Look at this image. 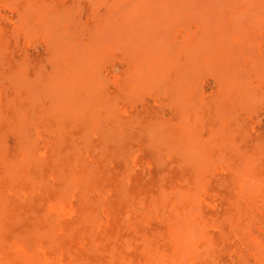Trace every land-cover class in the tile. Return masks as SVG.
<instances>
[{
    "label": "rangeland",
    "instance_id": "1",
    "mask_svg": "<svg viewBox=\"0 0 264 264\" xmlns=\"http://www.w3.org/2000/svg\"><path fill=\"white\" fill-rule=\"evenodd\" d=\"M3 3H6V5ZM23 30L25 31L23 32ZM6 35L8 37L7 39ZM24 37L25 44L23 42ZM32 37L34 39H32ZM17 38L19 40H17ZM0 39L2 42H0V51H2L0 53V68L3 69H0V82H2L0 83V116L2 117L0 120V136L2 135L0 137V142L2 141V143H0V152L4 154V156L0 154V158H4L3 160L0 159V164L7 163L2 166L0 165V178H2L0 179V188L2 187L3 189V185L9 183L8 190L6 188V190L0 189V201H4L0 203V222L3 224L0 223V225L6 229L0 227V244L6 245L15 258H25L27 249H31L36 262L41 263L42 257L38 254L39 249L49 250L52 253L57 252L55 249L56 244L52 243V248L49 244L51 245L50 239L52 233L58 228V222L63 218L61 210L58 209L50 212L41 195L40 198L39 196L37 197L39 200L35 206L32 204L30 205L29 198L21 192L22 190H20V188L18 190L17 186L22 177V181L27 183L30 182L32 188L40 185V187H37L39 190L34 188V190L36 189V191H34L35 193H39L40 189H45L47 191L49 187L52 188L53 186H56L57 189L53 187L56 191L60 190L58 192L62 193V190H64L61 183L65 182L66 184L64 180L67 178L57 180L52 173H48V168L50 171L51 165L58 163V155L53 159L51 157L53 152L56 154L55 149L58 148V144L61 145V141H59L61 137L59 139V136H63L62 131L58 132V134L57 130L52 131L50 129H54L62 120L61 117H58L59 122H55V120H58L56 117L60 116L59 113H57L59 111H55V109H59V106H64L68 112H79L76 115H74L75 113H70L69 116L65 117L68 120L78 118L80 113L81 116L83 113H85L83 116H85L86 113L93 117L95 116L94 119L97 120L96 122L98 124H96L92 117V123L90 122V125L83 126L82 128L77 125L71 130L68 136L70 141L74 143L70 142V147L76 149L78 147L80 148L79 151V148L77 151L73 149L77 155V157H74V161L77 160V162L80 163L82 162L81 160L84 161L86 158L88 163L82 162V164L88 167L89 171H91V173L94 172V174L98 166H102L107 172L110 171V175H112V170L113 172L115 170L114 174L117 175L120 184L119 187L118 183L115 182L117 195L125 203L127 211L131 212L130 214L123 213L121 215V221L124 223L121 222V226L125 228V225H130L132 221L134 224L132 225L131 223L130 228L131 226L132 228L130 229L128 226L129 229L127 227L126 229L129 232H137L138 234L134 232L136 234L135 236L141 238V240L144 239L140 242H144L146 244H144V246L147 248V243H150L149 250L146 249L147 252L151 251L154 243L170 247L177 242L181 249L185 248L184 254L187 255L181 257V264H191L189 259L196 253L197 255L199 254L200 257L197 259L198 264H205L206 262L207 264H264V0H0ZM45 42L48 43L47 49V43L45 45ZM51 43H53V45ZM49 44L51 47H49ZM6 47L9 48L8 51ZM2 48L4 50L6 49V52L1 50ZM12 50L13 52H11ZM3 52L6 54L5 56H2L4 55ZM3 65L5 67L2 68ZM41 66H44L42 67V71ZM11 67L16 69V71ZM6 72L8 77L5 74ZM2 74H4L6 78ZM29 75L32 78H29ZM130 77H132V79ZM71 78L72 82L74 78L77 79V83L76 81H74V84L70 83ZM52 80L53 82H51ZM49 81L52 83V87H54V85L56 86V84L57 86L50 89L49 84L51 83ZM20 82L22 85L19 84ZM35 82L37 85L34 84ZM4 83L8 85L7 88ZM2 84L4 86H2ZM12 84L15 86L18 84V87H21H17L21 92H19L20 95H17L18 91H15L16 87L14 86V88ZM78 84L79 87L75 86ZM138 85L140 86L138 87ZM150 85H152V87ZM24 86L26 90L22 88ZM43 87L46 89L45 93L42 90ZM29 88H31V90H29ZM71 88H73V91ZM132 88H134V92L131 90ZM69 90L75 96L78 95L77 97L80 99L76 98L72 93H69ZM85 90L87 94L84 92ZM91 90L94 91L91 92ZM25 91H28V94ZM126 92L127 94H125ZM138 92H140L139 95H137ZM179 92L181 94H179ZM131 93L135 95L133 96ZM5 94L8 95V98L10 97L9 99L13 97V94L16 95L12 100L13 105L12 101H10L11 103L9 104L6 103L8 99H6ZM29 94H31L33 100L26 96L28 101L26 97L25 99L23 98L22 101L21 95L23 97V95ZM37 94L41 96L39 97ZM17 96L19 97V101ZM79 96L86 97L87 99L82 98V101H85L81 102V97ZM126 96H129L131 101H129V98L127 99ZM221 96L223 98H221ZM63 98H67L68 101H63ZM95 98L97 99L95 100ZM35 99H39L40 101H37L36 105L33 103ZM104 99H108L109 103L101 106L100 104L102 102L107 103ZM110 100H112L113 104H111ZM30 101H32V103H30ZM60 101L64 103L61 105ZM66 101L74 105L72 104L71 106V104L66 103ZM174 101H178V103ZM179 101L181 102L180 104ZM57 103L60 104L57 105ZM83 103L87 105V109L93 107V110H85ZM98 103L100 106H95ZM183 103H189L188 105H190V107L185 108L187 105H183ZM29 104L31 107L27 108ZM47 104H49L50 107ZM76 104L84 109L81 107L77 108ZM16 105L19 106L18 109ZM24 106H26V108H24ZM33 106L35 109H32ZM40 106L43 109L40 108ZM104 106H106V108H104ZM181 106H183V110ZM22 107L26 111L21 109ZM51 107L53 108L52 113ZM69 107L77 109L70 110ZM41 110L44 111L41 112ZM107 110L109 112H107ZM46 111L49 115L46 114ZM124 111H127V114L124 113ZM183 111H188L187 113H189V115L186 114V116V112ZM24 112L27 113L24 115ZM93 112H97L99 118L96 116L97 113H95V115ZM180 112L184 114L181 116ZM53 113H55L56 117ZM38 114L41 116L39 117ZM45 114L48 116H43ZM50 114L54 116L55 119H53ZM109 114L114 116L110 115V118ZM102 115H104V119L100 118L103 117ZM18 116L21 118H18ZM42 116L43 118L41 119ZM130 117H132L131 120L134 124L130 120ZM31 118L34 119L30 121ZM38 119L39 121H43L38 122ZM138 119L140 120L139 122ZM135 120H137V122ZM151 120L153 121L151 122ZM185 120L187 123H184ZM8 121H10L9 123L12 126L9 127ZM35 122L37 124H34ZM13 123L14 125L17 123V125L13 126ZM24 123L27 125L26 127ZM28 123L31 124V127ZM179 123L182 125H179ZM201 123L202 125H200ZM121 124L126 125H124V127ZM132 126L133 129H131ZM11 127H13L12 131H18L19 128L21 129L19 132L14 131V133L8 131ZM38 127H42V129ZM87 127L89 129H86ZM105 127L107 129H113L116 134L113 133L112 130L111 132L110 130H105ZM118 128H121L119 132ZM180 129H183V133H180L182 131ZM2 131H6V134ZM158 131L161 133V136L157 135L160 134ZM82 132H86V136L82 134ZM155 132L158 133L156 134ZM217 132L220 133L217 134ZM17 133H20V137ZM87 133H90V139ZM118 133L122 134L118 135ZM191 133L195 134L191 135ZM179 134H181V136L184 134V139L183 137L180 139L181 136L178 137ZM3 135L6 138L3 137ZM72 135H74V139L71 138ZM102 135L106 136V139L105 137L102 139ZM188 135L191 136L188 137ZM78 136L84 138L82 139L79 137V140ZM118 136H120L121 139H119L120 137L118 138ZM149 136H159V139L155 137V139L153 138L151 140L152 137ZM46 137H49V139L44 140L43 138ZM161 137L162 139H160ZM209 137L211 138L210 141L208 140ZM86 138L87 143L90 142V144H85L84 140H86ZM4 139L7 143L6 148L2 145ZM36 139L38 142H36ZM52 139H54L53 143L50 142ZM104 139L107 142L104 141ZM21 140H23V142L26 141V143H24L25 145ZM110 140H112V143ZM158 140L160 143H157ZM174 140L175 143H173ZM57 141L58 143L55 145ZM193 141L195 142L193 143ZM117 142H121L120 145L117 144ZM152 142L154 143L152 144L153 148H150L148 145H151L149 143ZM29 143L32 144L33 148H36L31 149V144ZM202 143L204 144L202 145ZM206 143L207 146L205 147ZM19 144H21L20 146H22L23 151L26 149L27 152L25 151L26 153H24H29V156L21 154L23 151L21 150L22 148L19 147ZM46 144L50 148L49 150L52 149L50 158H45L43 154H39ZM50 144H52L53 147L50 146ZM102 144L106 145L103 146ZM101 145L102 148H106L102 150ZM208 145H211V148H208ZM94 146H96V148ZM129 147H131V151L134 152H131ZM200 147L206 151V154L204 153L205 155L202 154L203 152L200 151L201 149L198 151ZM73 150H70V153H73ZM32 151H34V153ZM82 152L86 155H83ZM127 152L129 156L125 154ZM200 152L201 154H199ZM157 153H159V157ZM134 154H139L141 157H133ZM188 154H192L193 157L185 160L186 157H191ZM194 154H197V157L194 156ZM184 155L186 156L183 160L182 158ZM32 156L40 160V157H42L44 159H42V166H40V161L38 163V160L34 159L35 165L33 159H31ZM121 156L125 158H121ZM29 157L31 162H29V160L27 161ZM21 158V161L25 163L26 160V163L23 164L20 161V166L19 160ZM11 159L17 160L18 162L16 161V163H18V165L16 163L13 164L15 160L13 161ZM196 159L197 161H194ZM163 160L164 162L162 165L160 161ZM125 161L128 164H126ZM92 162L93 166L90 167ZM179 162H183V164H179ZM186 162L188 163L187 165ZM10 163L13 164L12 167ZM158 163L160 164L159 166L157 165ZM171 163L174 164L170 165ZM70 164V161L66 163V165ZM26 165L29 167L27 168ZM180 166L182 168L181 170ZM20 167H22V170H20ZM192 169L197 172L195 173ZM12 170H15V172L13 173ZM27 172L30 174V178L27 176ZM133 173L136 174L135 178H137L136 181H134V185L130 184L128 181ZM121 177H123V181H121ZM168 178H170V180ZM185 178H187V182ZM17 179L20 181L17 182ZM37 179H39L38 182ZM44 179L46 181H43ZM175 179H177V181H179V179L183 180L182 183H179L182 187L180 185H173L171 187V185L167 183ZM121 183H123V188L121 187ZM220 183L221 186H219ZM189 184L191 187L188 186ZM10 185H12V187ZM211 185L216 187L218 192L209 196V194H207V188ZM68 186H72L71 181L68 182ZM160 188L162 189L160 193L164 191V194L167 192H169V195L171 194L170 197L168 195V199L174 196L177 200L179 199L178 201H180V199H185L183 206L186 212L181 215L178 214L177 220H166L168 217L165 215L168 213L169 209L172 210V208L166 206L168 203L167 200L161 205L158 204V198L160 199V197L163 198V196H167L166 194L159 196L158 191L161 190ZM165 189L168 191L166 192ZM177 189L180 191L178 192ZM70 190L71 188L68 191ZM87 191L88 189H86V192ZM71 192L72 191L67 192V196L63 195L62 199L65 202L72 201ZM68 193H70V195H68ZM150 194H156V196H150ZM139 195H144V197H141L142 199L144 198L143 205H141L142 199L136 201L140 199ZM91 197V199H93L91 201V216L96 222H92V224H95H93V228L90 226L87 229L85 233L87 240L80 245V247L86 251V254H84V256L82 254H80L81 256L76 255V258L75 255H69L71 253V248L69 247L68 249V247H66L64 249L66 255L73 258L72 264H104L105 259L109 260H106V263L108 262L107 264H115L116 262L127 264L125 258H118L113 253V255L119 259L118 261L115 256H111V250L108 249L109 247L106 242L97 241V225L100 219L104 220L105 216L103 211H101V200H97L99 197L97 195H92ZM149 197L151 201L156 197V203L154 205L153 203L155 200L148 203ZM200 197H208V199L204 202H200ZM9 198L10 200H8ZM164 198L166 199V197ZM53 199L55 208V202L58 198ZM40 201L42 203H39ZM132 202L134 206H132ZM221 202L222 205H226L224 208H219ZM155 205L157 206L156 209ZM7 206L9 208H7ZM128 206H130V209ZM163 206L166 207L164 208ZM131 207H133V211L135 210L134 212ZM149 210H151L152 213H150ZM27 211L30 212L27 213ZM163 211L165 212V214L163 213L164 217L163 215L160 216ZM18 212L19 214H17ZM201 212H216L217 217H222V220H224H216L220 228H218V240H210V242L208 240L207 245H209L210 249L208 248L206 252L205 250L207 247H205L204 250L202 249V251H198L197 247L194 245L197 251L192 249L191 241L188 240L182 226L185 224V228L187 227L186 223H188L189 215L201 214ZM38 214H41L43 217L44 225H39L38 221H36ZM43 214H45V216ZM140 214L147 218H143ZM223 214H228V217L225 215L226 217L223 218ZM167 215L169 216V213ZM18 218H20V220ZM147 219L148 221L146 222ZM159 219L162 220V222ZM125 222H127V224ZM167 224L171 225V228L169 227L168 229L167 227L169 225ZM35 225H37V230L33 228ZM134 226H136V228ZM39 228L41 230H39ZM31 229L32 231H39V234L40 231L43 232L42 229H44L46 234L43 232L40 235H38V233L36 235L34 231L31 233ZM170 229L172 230L173 236H176V239H172L173 241L170 239L172 236H169L171 235V233L169 234L168 232ZM24 230L26 233L28 231H30V233L28 232L26 234ZM93 230L94 232L96 231V235L93 233ZM173 231H177L179 234ZM15 232L16 235H14ZM196 232L198 233V231ZM144 233H146L148 237L153 238V240L151 238H149L151 239L149 240L147 236H145L147 240L145 241V238L142 237ZM139 234H141V236ZM201 234H204V230ZM152 235L157 237H153ZM161 235L163 236L161 237ZM232 238L234 239L232 240ZM1 239L6 242H1ZM34 240L36 241L34 242ZM52 240L56 241L53 237ZM7 241H10L9 245ZM96 241L99 242V244H97ZM168 241L175 242L170 243ZM127 242L129 245H132L134 240L132 237H128ZM35 243H39L41 247L38 244H36V246H38L36 247ZM11 244H13V246ZM212 244L214 245L212 246ZM30 245H32L34 249H32ZM10 246L12 247L10 248ZM96 246L101 250H98ZM99 251H101V254H99ZM104 251L107 252L105 253ZM36 256L38 258H36ZM107 256L109 257L106 258ZM233 256L234 258L232 259ZM87 257L88 259H86ZM201 257L203 259H201ZM156 259L157 257L153 260L157 262L158 259ZM211 259L214 260L212 261ZM98 260H100L101 263Z\"/></svg>",
    "mask_w": 264,
    "mask_h": 264
},
{
    "label": "bare ground",
    "instance_id": "2",
    "mask_svg": "<svg viewBox=\"0 0 264 264\" xmlns=\"http://www.w3.org/2000/svg\"><path fill=\"white\" fill-rule=\"evenodd\" d=\"M3 1V0H2ZM33 1V0H32ZM9 2V1H8ZM7 2V3H8ZM18 2V1H17ZM2 4V3H1ZM4 4V3H3ZM4 5H6V3L4 4ZM15 5V4H14ZM29 5V4H28ZM16 6V5H15ZM18 7V6H17ZM32 10V9H31ZM33 13V12H32ZM29 16V15H28ZM19 17V16H18ZM30 24V23H29ZM3 27V26H2ZM1 27V28H2ZM38 27V26H37ZM26 28H28V27H26ZM24 29V28H23ZM34 29H35V27H34ZM25 30H23V32H24ZM27 31H30V30H27ZM47 31V30H46ZM45 31V32H46ZM4 32H5V29H4ZM22 32V33H23ZM42 32V31H41ZM30 33V32H29ZM43 33V32H42ZM2 34V33H1ZM4 34V33H3ZM30 35H31V33H30ZM21 36H22V34H21ZM29 36V35H28ZM25 37H26V35H25ZM25 37H24V44H25ZM4 38V37H3ZM8 37H7V35H6V39H7ZM2 39V38H1ZM0 39V40H1ZM13 39H15V38H13ZM27 39V38H26ZM32 39H34L33 37H32ZM3 40V39H2ZM17 40H19L18 38H17ZM8 41H9V39H8ZM8 41H6V42H8ZM46 41V40H45ZM1 42V41H0ZM35 42H36V40H35ZM38 42V41H37ZM2 43V42H1ZM5 43V42H4ZM19 43V42H18ZM46 43L47 42H45L44 44L46 45ZM6 44V43H5ZM4 44V45H5ZM35 44H37V43H35ZM40 44V43H39ZM52 45H53V43H51ZM8 45V44H7ZM13 45V44H12ZM21 45V44H20ZM41 45V44H40ZM1 46V45H0ZM47 46H48V43H47V45H46V49H47ZM5 47V46H4ZM17 47V46H16ZM49 47H51V45L49 44ZM6 49H7V51H8V49L9 48H7L6 47ZM5 49V50H6ZM51 49V48H50ZM49 49V50H50ZM1 50H4L3 48L1 49ZM4 50V51H5ZM60 50V49H59ZM2 51H0V53H1ZM6 52V51H5ZM11 52H13V50L11 51ZM45 52H46V50H45ZM4 53V52H3ZM23 54V53H22ZM64 54V53H63ZM2 55V54H1ZM6 54L4 53V55H2V56H5ZM21 55V54H20ZM19 55V56H20ZM67 55V54H66ZM69 55V54H68ZM1 56V57H2ZM11 56H13V55H11ZM19 56H17V57H19ZM57 57V56H56ZM2 58H4V57H2ZM23 58V57H22ZM65 58V57H64ZM9 59H11V58H9ZM21 59V58H20ZM7 61V60H6ZM9 61H11V60H9ZM14 61H15V59H14ZM21 61V60H20ZM44 61H45V59H44ZM132 61V60H131ZM130 61V62H131ZM3 62V61H2ZM30 62H31V60H30ZM36 62V61H35ZM28 63V62H27ZM40 63V62H39ZM47 63V62H46ZM128 63V62H127ZM5 64V63H4ZM7 64L9 65V63H8V61H7ZM10 64H12V63H10ZM34 64V63H33ZM42 64V63H41ZM40 64V65H41ZM45 64V63H44ZM50 64V63H49ZM1 65V64H0ZM6 65V64H5ZM8 65H7V67H8ZM17 65V64H16ZM19 65V64H18ZM64 65V64H63ZM135 65V64H134ZM35 66H36V63H35ZM39 66V65H38ZM46 66V65H45ZM51 66V65H50ZM3 67H5L4 65L2 66V68ZM19 67V66H18ZM42 67H44V66H41V71H42ZM125 67V66H124ZM12 68V67H11ZM15 68V67H14ZM26 68V67H25ZM33 68H35V67H33ZM47 68V67H46ZM128 68H129V66H128ZM135 68V67H134ZM1 69V68H0ZM13 69V68H12ZM36 69V68H35ZM136 69V68H135ZM1 70H3V69H1ZM14 71H16V69H13ZM12 70V71H13ZM17 70H18V68H17ZM29 70V69H28ZM27 70V71H28ZM4 71H5V69H4ZM34 71V70H33ZM48 71V70H47ZM64 71V70H63ZM125 71V70H124ZM57 72V71H56ZM84 72V71H83ZM11 73V72H10ZM9 73V74H10ZM13 73V72H12ZM42 73H44V72H42ZM153 73V72H152ZM168 73V72H167ZM6 74V76H7V72L5 73ZM8 74V75H9ZM49 74H51V73H49ZM81 74V73H80ZM129 74V73H128ZM156 74V73H155ZM0 75H1V73H0ZM3 76H4V74H2ZM27 75H28V72H27ZM35 75V74H34ZM46 75V74H45ZM63 75V74H62ZM66 75V74H65ZM159 75V74H158ZM165 75H166V73H165ZM50 76V75H49ZM72 76V75H71ZM78 76H81V75H78ZM127 76V75H126ZM126 76H124V77H126ZM131 76V75H130ZM150 76V75H149ZM148 76V77H149ZM5 77V76H4ZM8 77V76H7ZM10 77V76H9ZM17 77V76H16ZM34 77V76H33ZM75 77V76H74ZM6 78V77H5ZM18 78V77H17ZM29 78H32L30 75H29ZM45 78V77H44ZM48 78V77H47ZM46 78V79H47ZM58 78V77H57ZM131 79H132V77H130ZM1 79V78H0ZM4 79V78H3ZM2 79V80H3ZM8 79V78H7ZM53 79V78H52ZM60 79H62V78H60ZM69 79V78H68ZM80 79V78H79ZM5 80V79H4ZM9 80V79H8ZM11 80V79H10ZM14 80V79H13ZM30 80V79H29ZM54 80V79H53ZM53 80L51 81V82H53ZM71 80V82L70 83H73L74 84V81H76L77 79H75L74 78V81L72 82V78L70 79ZM25 81V80H24ZM44 81V80H43ZM10 82V81H9ZM23 82V81H22ZM45 82H46V80H45ZM50 82V81H49ZM48 82V83H49ZM50 82V83H51ZM126 82V81H125ZM133 82H135V81H133ZM0 83H2V82H0ZM24 83V82H23ZM76 83H77V81H76ZM83 83H84V81H83ZM19 84H21L22 85V83L20 82ZM34 84H36L37 85V83L35 82ZM56 84V83H55ZM132 84H134V83H132ZM150 84V83H149ZM4 85H6V88H7V84H5L4 83ZM3 84H2V86H4ZM25 85V84H24ZM50 85V89L51 88H54V87H56L57 86V84H56V86L54 85V87H52V83L51 84H49ZM66 85H68V84H66ZM129 85H130V83H129ZM148 85V84H147ZM12 86L14 87L15 85H13L12 84ZM73 86V85H72ZM75 86H78L79 87V84L78 85H75ZM118 86V85H117ZM136 86V85H135ZM140 85H138V87H139ZM146 86V85H145ZM151 87H152V85H150ZM149 86V87H150ZM16 87V90L15 91H18V93H17V95L19 94L20 95V90H18L17 89V87H18V84H17V86H15ZM14 87V88H15ZM20 87V86H19ZM18 87V88H19ZM66 87V86H65ZM68 87H70L69 85H68ZM88 87V86H87ZM120 87V86H119ZM143 87V86H142ZM142 87H140V88H142ZM174 87H176V86H174ZM181 87V86H180ZM21 88V87H20ZM22 88H24V90H26L25 89V86L24 87H22ZM74 88V87H73ZM73 88H71L72 89V91H73ZM95 88H97V87H95ZM10 89V88H9ZM28 89V88H27ZM42 89V88H41ZM41 89H40V91H41ZM56 89V88H55ZM81 89H83V88H81ZM81 89H80V91H81ZM128 89V88H127ZM133 89L134 88H132L131 90L133 91ZM136 89V88H135ZM29 90H31V88H29ZM34 90V89H33ZM43 91H44V93H45V88L43 87V89H42ZM87 90V89H86ZM86 90L84 91V92H86ZM89 90V89H88ZM131 90H129V91H131ZM140 90V89H139ZM143 90V89H142ZM148 90H149V88H148ZM147 90V91H148ZM168 90V89H167ZM170 90V89H169ZM172 90V89H171ZM174 90V89H173ZM176 90H177V88H176ZM39 91V92H40ZM48 91V90H47ZM51 91V90H50ZM54 91V90H53ZM79 91V92H80ZM94 90H91V92H93ZM101 91V90H100ZM150 91V90H149ZM152 91V90H151ZM5 92H6V89H5ZM14 92V91H13ZM20 92V93H19ZM26 92V91H25ZM28 92V91H27ZM26 92V93H27ZM90 92V91H89ZM102 92V91H101ZM123 92V91H122ZM134 92V91H133ZM135 92H136V90H135ZM172 92V91H171ZM15 93V92H14ZM36 93V92H35ZM40 93H42V92H40ZM43 93V94H44ZM55 93H57V92H55ZM69 93H72V92H70V90H69ZM139 93L140 92H138L137 93V95H139ZM150 93V92H149ZM187 93V92H186ZM225 93V92H224ZM224 93H222V94H224ZM8 94V93H7ZM23 94V93H22ZM28 94V93H27ZM73 94V93H72ZM76 94V93H75ZM81 94V93H80ZM86 94H87V92H86ZM86 94H84V95H86ZM94 94V93H93ZM99 94V93H98ZM97 94V95H98ZM124 94V93H123ZM125 94H127V92L125 93ZM124 94V95H125ZM133 93H131V95H132ZM179 94H181L180 92H179ZM6 95V94H5ZM30 95V96H29ZM29 95H23V97H22V95H21V98H22V101H23V98L25 99V97L26 96H28V98L29 99H32L33 100V98H31V94H29ZM37 95H39V94H37ZM74 95V94H73ZM95 95V94H94ZM135 94H133V96H134ZM226 95V94H225ZM12 96V95H11ZM14 96H16L15 94H13V97L11 98V99H9L8 98V95H6V99H8V101H6V103H11L10 101H12L15 97ZM41 95H39V97H40ZM45 96H48V95H45ZM71 96V95H70ZM75 96V95H74ZM78 96V95H77ZM77 96H75L76 98H78ZM88 96V95H87ZM96 96V95H95ZM108 96V95H107ZM110 96V95H109ZM144 96V95H143ZM184 96H185V94H184ZM223 96V95H222ZM221 96V98H223ZM44 97V96H43ZM58 97V96H57ZM68 97V96H67ZM73 97V96H72ZM79 97H81V96H79ZM113 97V96H112ZM112 97H110V98H112ZM131 97V96H130ZM140 97V96H139ZM181 97V96H180ZM19 97L17 96V99H18ZM27 97H26V100L28 99ZM36 98H37V96H36ZM69 98H71V97H69ZM68 98V99H69ZM82 98H86V97H81V102H83V101H85V100H83L82 101ZM107 98V97H106ZM126 98L128 99L129 98V96L127 97L126 96ZM182 98V97H181ZM184 98V97H183ZM39 99H42V98H39ZM39 99L37 100V99H35V102L33 101V103H34V105H36V102L37 101H39ZM78 99H80V98H78ZM87 99V98H86ZM92 99H93V97H92ZM97 98H95V100H96ZM116 99V98H115ZM51 100V99H50ZM62 100V99H61ZM65 100H67V98L66 99H64L63 98V101H65ZM103 100V99H102ZM104 100H106L107 101V103H105V102H102L100 105L102 106L103 104H105V105H107L108 103H109V101H108V99H104ZM181 100V99H180ZM214 100V99H213ZM218 100V99H217ZM18 101H19V99H18ZM28 101V100H27ZM45 101H46V99H45ZM55 101V100H54ZM68 101V100H67ZM66 101V103H68ZM72 101V100H71ZM99 101V100H98ZM111 101V104H113L112 103V100H110ZM118 101V100H117ZM123 101V100H122ZM129 101H131L130 100V98H129ZM182 101V100H181ZM215 101V100H214ZM40 102V101H39ZM38 102V103H39ZM51 102V101H50ZM49 102V103H50ZM80 102V101H79ZM80 102V103H81ZM90 102V101H89ZM94 102V101H93ZM113 102H114V100H113ZM174 102H177L178 103V101H174ZM205 102V101H204ZM14 103H15V101H14ZM18 103V102H17ZM22 103V102H21ZM30 103H32V101H30ZM52 103H54V102H52ZM60 103H61V105H62V103H64V102H61L60 101ZM60 103H57V105L58 104H60ZM70 103V102H69ZM68 103V104H69ZM74 103H76V102H74ZM85 103V102H84ZM83 103V107L85 108V110L87 109L86 108V104H84ZM86 103H87V101H86ZM100 103V102H99ZM99 103L97 104V105H95V106H100L99 105ZM132 103V102H131ZM160 103V102H159ZM181 102L179 101V104H180ZM191 103V102H190ZM71 104V106H72V104L73 103H70ZM93 104V103H92ZM189 104V103H188ZM188 104H186V103H183V105H187L185 108H188V107H190V105H188ZM12 105H13V101H12ZM19 105V104H18ZM42 105V104H41ZM48 106H49V104H47ZM52 105H54V104H52ZM64 105V104H63ZM74 105V104H73ZM78 105H79V103H78ZM77 104H76V106H77V108L78 107H81V106H78ZM88 105H90V104H88ZM116 105V104H115ZM114 105V106H115ZM174 105V104H173ZM17 106V105H16ZM44 106V105H43ZM47 106V107H48ZM56 106V105H55ZM75 106V107H76ZM94 106V105H93ZM94 106V107H95ZM119 106H121V105H119ZM180 106V105H179ZM208 106V105H207ZM14 107V106H13ZM21 107V106H20ZM31 106H30V104L27 106V108H30ZM50 107V106H49ZM58 107V106H57ZM56 107V108H57ZM83 107H81V108H83ZM183 106H181V108H182ZM19 108V106H17V109ZM24 108H26V106H24ZM40 108H42L41 106H40ZM39 108V109H40ZM46 108V107H45ZM76 108V109H77ZM80 108V109H81ZM83 108V109H84ZM93 108V107H92ZM92 108H90L91 110H93ZM103 108V107H102ZM104 108H106V106H104ZM180 108V107H179ZM208 108V107H207ZM14 109H16V108H14ZM21 109H23V107L21 108ZM32 109H35L34 108V106H33V108ZM43 109V108H42ZM52 107H51V113H52ZM69 109L71 110V109H74V110H76L75 108H70L69 107ZM83 109H81V110H83ZM90 109H87L88 111L90 110ZM94 109H97V108H94ZM115 109H116V107H115ZM124 109H126V108H124ZM24 110V109H23ZM46 110V109H45ZM50 110V109H49ZM49 110H47V111H49ZM59 111V112H57V113H59V115L60 116H57L56 117V115H55V113H53V115H55V117L58 119L57 121L55 120V122H59V118L61 117L62 118V120L59 122V125H57V126H55V128L54 129H50L49 127H47V128H49L50 130H52V131H56L57 130V133L58 132H60V131H62V134H63V136H59V139H60V137H61V140H59V141H61V145H59L58 144V148H56L55 149V147H54V149L56 150V154L53 152V155H52V159L54 158V157H56L57 155H58V163H54V164H52L51 165V167H50V171H49V168H48V173H52L53 174V176H54V178H56L57 180H59V179H61V180H63V179H65V178H67V179H65L64 181H66V184H65V182H63V183H61V185L64 187V190H62V193L61 192H58V191H60V190H58V191H56V186L54 187V188H56V189H54L53 187V189L52 188H50L49 187V189H47V191L44 189H40V191H39V193H35L34 191H36V189H38L37 187H40V185L39 186H34V188H36L35 190H34V188H32V186H31V183H30V185H29V183H27V182H23L22 181V174H21V176H19V177H21V181L19 180V179H17L18 181L17 182H19L18 183V190H19V188H20V190H22L21 192H23L29 199V204L31 205H33V206H35L36 205V203H38V200H39V198H40V195L42 196V198L44 199V202L46 203V206H47V208L49 209V211L50 212H52V211H56V210H58V209H60L61 210V212H62V216H63V218H62V220H60L59 222H58V228L56 229V230H54V232L52 233V235H51V245L49 244V246H51V248H52V243H55L56 245H55V249L57 250V252H51V251H49V250H41V249H39V251H38V254L42 257V262L41 263H37L36 262V260H35V257H34V255H32L33 254V251L31 250V249H27V251H26V254L28 255H26V257L25 258H22L21 257V259H19V258H15L13 255H12V253L10 252V249L6 246V245H2V244H0V264H72V259L73 258H71L69 255H80V254H82L83 256H84V254H86V251L85 250H83L81 247H80V245L82 244V243H84V241L86 242V240H87V238H86V236H85V233H86V231H87V229L90 227V226H92V228L94 227V223L96 222V220L95 219H93L92 218V216H91V212H92V205H91V201L93 200V199H91L92 197V195H97L99 198H97V200L98 199H100L101 200V211H103V213H104V216H105V218H104V220H102V219H100V222L98 223V225H97V235L95 234L96 233V231L94 232V230H93V233L96 235V237H97V241H99V242H106V244L108 245V249H110L111 251H110V253H111V256L113 257V256H117L118 258H125V260H126V262H127V264H181V257L182 256H187L186 254H184V250H185V248L183 249H181V247L180 246H178V244H177V242H176V244L174 243V242H171V241H168V242H170V243H174L173 244V246H170V247H166L165 245H160V244H155L154 243V246H152V249H151V251L150 252H147V250L146 249H148L149 250V244L147 243V245H148V248L146 247V246H144V242H140V241H143V240H141V238H138V237H136L135 235V233H137V232H135V231H132V232H129L127 229H126V227L128 228V226H129V228H130V225H131V223H132V221H131V223H130V225H128V226H126L125 225V228H123L122 226H121V222L123 223V221H121V215L123 214V213H126V214H130L131 212H128L127 211V209H126V205H125V203L123 202V200H121L120 199V197L117 195L118 193L116 192V188H115V182H117L118 183V186L120 187V184H119V181H118V179H117V175H115L114 174V172H115V170H114V172H113V170H112V172H111V174L112 175H110L109 174V172H107L106 170H104L103 168H102V166H98L96 169H95V174H94V172L93 173H91V171H89V168L88 167H86L84 164H82V162H87L86 161V158H85V160L83 161V160H81L82 162H77V160H75L74 161V157H77V155H76V153L74 152L75 150H73V149H76V148H72V147H70V139L68 138V136H69V134H70V132H71V130H73V128H75V126H81V128L84 126H87V125H90L89 123L91 122L92 123V115H89L88 113H86V115L85 116H83L85 113H83L82 114V116H81V113L78 115L79 117L78 118H76V119H74V120H68L67 118H65V117H67V116H69L70 115V113H75L74 115H76V114H78L79 112L78 111H81V110H78L77 112L78 113H76V112H71V111H67L66 109H65V107L64 106H59V109H55V111ZM110 110V109H109ZM182 110H183V108H182ZM190 110V109H189ZM16 111V110H15ZM21 111V110H20ZM24 111H26V110H24ZM34 111V110H33ZM44 111V110H43ZM42 110H41V112H43ZM47 111H46V114H48L47 113ZM98 111H99V113H100V110H99V108H98ZM106 111V110H105ZM113 111V110H112ZM181 111V110H180ZM218 111V110H217ZM32 112V111H31ZM31 112H30V114H31ZM83 112V111H82ZM91 112V111H90ZM107 112H109L108 110H107ZM111 112V111H110ZM116 112V111H115ZM182 112V111H181ZM181 112H180V114H181ZM183 112H186L185 113V115L187 114V115H189V113H187L188 111H183ZM220 112V111H219ZM7 113V112H6ZM17 113V112H16ZM27 112H24V115L26 114ZM94 113V112H93ZM95 113H97V112H95ZM94 113V114H95ZM124 113H126L127 114V111L125 112L124 111ZM218 113V112H217ZM5 114V113H4ZM4 114H3V117H4ZM19 114H21V113H19ZM34 114V113H33ZM43 115V116H48V115ZM106 114V113H105ZM104 114V115H105ZM164 114V113H163ZM182 114H184V113H182ZM182 114H181V116H182ZM220 114V113H219ZM1 115H2V111H1ZM7 115H9V114H7ZM29 115V114H28ZM39 115V117L42 115V113H41V115L40 114H38ZM51 115V114H50ZM58 115V114H57ZM96 115V114H95ZM104 115H102L103 117H100L101 119H104ZM110 115H112V114H109V117H110ZM186 115V116H187ZM16 116H17V114H16ZM33 116V115H32ZM31 116V117H32ZM43 116L41 117V119L43 118ZM52 116V115H51ZM97 117H98V113H97V115H96ZM99 116H100V114H99ZM112 116H114V115H112ZM219 116V115H218ZM5 117H6V114H5ZM8 117V116H7ZM38 117V118H39ZM53 117V119H55V117L54 116H52ZM59 117V118H58ZM72 117H73V115H72ZM83 117V118H82ZM95 117V116H94ZM94 117H93V119H94ZM109 117H108V119H109ZM121 117V116H120ZM223 117V116H222ZM1 116H0V120H1ZM18 118H21V117H19L18 116ZM99 118V117H98ZM111 118V117H110ZM125 118V117H124ZM131 118L132 117H130V120H131ZM188 118H189V116H188ZM202 118V117H201ZM218 118H220V117H218ZM225 118V117H224ZM233 118V117H232ZM13 119V118H12ZM29 119V118H28ZM32 119H34V118H31L30 119V121H32ZM40 119V118H39ZM39 119H38V122H40V121H43V120H40L39 121ZM186 119V118H185ZM197 119V118H196ZM231 119V118H230ZM234 119V118H233ZM20 120H22V119H20ZM95 120V119H94ZM105 120H106V118H105ZM104 120V121H105ZM111 120V119H110ZM115 120H117V119H115ZM195 120V119H194ZM221 120V119H220ZM16 121V120H15ZM14 121V122H15ZM23 121H25V120H23ZM29 121V120H28ZM35 121H37V120H35ZM97 120H95V122H96ZM119 121V120H118ZM132 121V120H131ZM136 122H137V120H135ZM140 120L138 119V122H139ZM153 120H151V122H152ZM162 121V120H161ZM165 121V120H164ZM179 121H181L180 119H179ZM183 121H184V119H183ZM10 121H8V123H9ZM19 122H21V121H19ZM112 122V121H111ZM114 122V121H113ZM120 122H121V120H120ZM182 122V121H181ZM195 122V121H194ZM27 123V122H26ZM56 123V124H57ZM100 123V122H99ZM118 123V122H117ZM132 123H133V121H132ZM174 123V122H173ZM175 123H178V122H175ZM184 123H187V121L185 120V122ZM191 123V122H190ZM29 124V123H28ZM34 124H37L36 122L34 123ZM34 124H32V125H34ZM96 124H98L97 122H96ZM96 124H92V125H96ZM109 124V123H108ZM134 124V123H133ZM132 124V125H133ZM140 124V123H139ZM181 123H179V125H180ZM182 124H183V122H182ZM181 124V125H182ZM9 125V127L10 126H12V125H10V123L8 124ZM15 125H17V123L15 124ZM14 125V123H13V126H15ZM31 124H29V126H30ZM121 125H126V124H121ZM191 125H192V123H191ZM200 125H202V123L200 124ZM20 126V125H19ZM18 126V127H19ZM24 126L26 127L27 125H25V123H24ZM110 126V125H109ZM117 126V125H116ZM154 126V125H153ZM241 126V125H240ZM8 127V126H7ZM17 127V128H18ZM24 127V128H25ZM31 127V126H30ZM89 127V126H88ZM86 128V129H89V128ZM93 127H95V126H93ZM111 127V126H110ZM125 127V126H124ZM130 127V126H129ZM239 127V126H238ZM12 128L13 127H11V129L10 130H8L7 128H5V129H7L8 131H12ZM27 128H29V127H27ZM26 128V129H27ZM39 128V127H38ZM97 128H98V126H97ZM97 128H94V129H97ZM122 128V127H121ZM121 128L118 130V132L121 130ZM136 128V127H135ZM134 128V129H135ZM138 128V127H137ZM180 128V127H179ZM220 128V127H219ZM4 129V130H5ZM14 129H16V128H14ZM21 128H19L18 129V131L17 130H13L12 132H19V130H20ZM39 129H42V127L41 128H39ZM48 129V130H49ZM131 129H133V126L131 127ZM140 129V128H139ZM199 129H201V128H199ZM221 129H222V127H221ZM6 130V131H7ZM30 130V129H29ZM28 130V131H29ZM36 130H38V129H36ZM44 130H45V127H44ZM47 130V129H46ZM101 130V129H100ZM105 130H110V132H111V130H112V132L113 133H115L114 131H113V129H107L106 127H105ZM115 130V129H114ZM161 130H162V128H161ZM161 130H159V131H161ZM180 130H182L180 133H183V129H180ZM179 130V131H180ZM203 130V129H202ZM201 130V131H202ZM5 131V132H6ZM22 131V130H21ZM84 131H86V130H84ZM131 131V130H130ZM158 131V132H159ZM163 131V130H162ZM161 131V132H162ZM211 131V130H210ZM214 131V130H213ZM212 131V132H213ZM222 131V130H221ZM220 131V132H221ZM2 132H4V131H2ZM1 132V133H2ZM4 132V133H5ZM11 132V133H12ZM14 132V133H15ZM24 132H25V130H24ZM92 132V131H91ZM107 132V131H106ZM117 132V131H116ZM124 132V131H123ZM139 132V131H138ZM149 132H151V131H149ZM157 132V133H158ZM189 132V131H188ZM190 132H191V130H190ZM189 132V133H190ZM200 132V131H199ZM216 132V131H215ZM219 132V133H220ZM51 133V132H50ZM156 133V132H155ZM156 133V134H157ZM160 133V132H159ZM185 133H187V132H185ZM211 133V132H210ZM218 132H217V134H219ZM3 134V133H2ZM6 134V133H5ZM20 134V133H19ZM18 133H17V135L20 137V135H19ZM49 134V133H48ZM59 134V133H58ZM58 134H57V136H58ZM82 134H86V132L84 133V132H82ZM87 134H89V135H87L88 136V138L89 137H91L90 136V133H87ZM96 134V133H95ZM108 134V133H107ZM116 134V133H115ZM122 133H118V135H121ZM125 134V133H124ZM155 134V135H156ZM192 134H195V133H191V135ZM214 134V133H213ZM229 134V133H228ZM23 136H26V135H24V134H22ZM154 135V134H153ZM157 135H160L161 136V133L160 134H157ZM163 135V134H162ZM168 135H169V133H168ZM184 134H182V136H181V134H179L178 135V137H180L181 136V138L180 139H182V137H183V139H184V136H183ZM191 135H188V137L189 136H191ZM229 135H231V134H229ZM247 135V134H246ZM2 136V135H1ZM0 136V137H1ZM83 136V135H82ZM86 136V135H85ZM93 136H95V135H93ZM103 137H101L102 139L105 137V139H106V136H104V135H102ZM109 136H111V135H109ZM3 137H5L4 135H3ZM27 137V136H26ZM77 137V136H76ZM79 137L80 136H78V139H79ZM108 137V136H107ZM115 137V136H114ZM120 136H118V138H119ZM149 137H152V136H149ZM155 137H157V139H159L158 137L159 136H155ZM155 137H152L151 138V140L154 138L155 139ZM163 137V136H162ZM162 137L160 138V139H162ZM170 137V136H169ZM195 137H197V136H195ZM201 137V136H200ZM211 137V136H210ZM209 137V141H210V139L213 137V135H212V137L210 138ZM6 138V137H5ZM23 138H25V137H23ZM40 138V137H39ZM71 138H75L74 137V135H72V137ZM80 138H84V137H80ZM187 138V137H186ZM216 138V137H215ZM2 139V138H1ZM25 139H27V138H25ZM34 139H35V137H34ZM38 139V138H37ZM36 139V142H38V140ZM41 139V138H40ZM44 140L45 139H49V137H46V138H43ZM90 139V138H89ZM104 139V141H106ZM108 139V138H107ZM114 139H117V138H114ZM119 139H121V137L119 138ZM173 139H176V138H173ZM80 140V139H79ZM132 140H134V139H132ZM22 142H23V140H21ZM53 141H54V139H52L50 142H52L53 143ZM85 141V144L87 145V144H90V142L89 143H87V138H86V140H84ZM90 141V140H89ZM112 140H110V142H111ZM134 141H137V140H134ZM232 141V140H231ZM241 141V140H240ZM107 142V141H106ZM195 141H193V143H194ZM200 142V141H199ZM0 143H2V141L0 142ZM24 143H26V141L25 142H23V144ZM28 143V142H27ZM57 143H58V141L56 142V144L55 145H57ZM71 143H73V142H71ZM105 143V142H104ZM112 143V142H111ZM113 143H114V140H113ZM121 143V142H120ZM120 143L119 142H117V144H119L120 145ZM157 143H160V141L158 140L157 141ZM173 143H175V140H174V142ZM233 143V142H232ZM236 143V142H235ZM240 143V142H239ZM5 144V145H4ZM6 141H5V139H4V143L2 144L5 148H6ZM29 144H31V143H29ZM74 144V143H73ZM85 144H84V146H85ZM107 144V143H106ZM105 144V145H106ZM149 144H151V145H148V146H150V148H153L152 147V144H154L153 142L152 143H149ZM204 143H202V145H203ZM209 144V143H208ZM212 144V143H211ZM256 144V143H255ZM21 144H19V147H21L22 148V146H20ZM25 145V144H24ZM54 145V146H55ZM76 145V144H75ZM74 145V146H75ZM103 145V144H102ZM102 145H101V148H102ZM105 145H103V146H105ZM198 145V144H197ZM31 147V149L33 148V146H32V144L30 145ZM50 146H52L53 147V145L52 144H50ZM63 146H64V148H63ZM154 146V145H153ZM200 146V145H199ZM207 146V143H206V145H205V147ZM209 146V145H208ZM235 146V145H234ZM233 146V147H234ZM257 146V145H256ZM38 147V146H37ZM61 147V148H60ZM88 147V146H87ZM95 148H96V146H94ZM138 147V146H137ZM205 147L203 146V148L205 149ZM220 147V146H219ZM2 148V147H1ZM4 148V149H5ZM21 148H19V149H21ZM36 148V147H35ZM35 148H33V149H35ZM39 148V147H38ZM79 148V147H78ZM77 148V149H78ZM85 148V147H84ZM89 148V147H88ZM94 148V149H95ZM104 148H106V147H104ZM104 148H102V150L104 149ZM194 148V147H193ZM208 148H211V145L208 147ZM50 148L48 147V145L46 144V145H44V147H43V149H42V151H41V153H39V154H43L44 155V157L45 158H50V155H51V151H52V149L51 150H49ZM77 149H76V151H77ZM141 149V148H140ZM154 149H155V147H154ZM201 149V150H200ZM204 149H202L201 147L200 148H198V151L200 150L201 152H203L202 154H206V151H204ZM18 150V149H17ZM22 151H23V148L21 149ZM21 150H18V151H21ZM25 151H26V149H24ZM30 150V149H29ZM68 150H69V152H68ZM70 150H73V153H70ZM80 150V148L78 149V151ZM87 150V149H86ZM129 150L131 151V147H129ZM133 150H134V148H133ZM196 150V149H195ZM203 150V151H202ZM207 150V149H206ZM210 150V149H209ZM25 151H23V153H21V154H23V155H28L29 156V153L28 154H25L26 152ZM97 151V150H96ZM96 151H94V152H96ZM158 151V150H157ZM221 151V150H220ZM25 152V153H24ZM33 153H34V151H32ZM102 152V151H101ZM113 152V151H112ZM131 152H134V151H131ZM131 152H129V153H131ZM140 152V151H139ZM201 152L199 153V154H201ZM210 152H212V151H210ZM209 152V153H210ZM223 152H225V151H223ZM5 153V152H4ZM14 153V152H13ZM16 153V152H15ZM83 153V152H82ZM137 153V152H136ZM160 153V152H159ZM159 153H157V155L159 154ZM187 153V152H186ZM189 153V152H188ZM0 154H2L1 152H0ZM36 154V153H35ZM125 154H128V152L127 153H125ZM168 154V153H167ZM170 154V153H169ZM190 154V153H189ZM188 154V155H189ZM204 154V155H205ZM221 154V153H220ZM22 155V156H23ZM83 155H86V154H84L83 153ZM91 155V154H90ZM100 155H101V153H100ZM99 155V156H100ZM259 155V154H258ZM1 156V155H0ZM2 156H4V154H2ZM21 156V157H22ZM41 156V155H40ZM93 156V155H92ZM128 156H129V154H128ZM185 156L186 155H184L183 156V160H184V158H185ZM189 156H191V157H186L185 158V160H187V158L189 159V158H192L193 156H192V154L191 155H189ZM194 156H196L197 157V154L195 155L194 154ZM17 157H18V155H17ZM31 157V156H30ZM30 157H29V159H27V161L29 160V162H31V160H30ZM84 157H86V156H84ZM91 157V156H90ZM102 157V156H101ZM125 158L124 156H121V158ZM133 157H136V158H139V157H141L139 154H134V156ZM158 157H159V155H158ZM163 157V156H162ZM200 157H202V156H200ZM259 157V156H258ZM6 158V157H5ZM41 158V160L39 159V158H35L34 156H32V158L31 159H33V162L35 163V160H38V163H39V161L41 162V165L40 166H42V157H40ZM92 158V157H91ZM203 158V157H202ZM216 158V157H215ZM0 159H2V157L0 158ZM4 159V158H3ZM2 159V160H3ZM17 159V158H16ZM35 159V160H34ZM90 159V158H89ZM128 159V158H127ZM126 159V160H127ZM135 159V158H134ZM195 159V158H194ZM199 159V158H198ZM204 159V158H203ZM11 160H13V159H11ZM15 160V159H14ZM13 160V161H14ZM22 160V158L19 160V163H20V161ZM44 160V159H43ZM157 160H159V159H157ZM162 160V159H161ZM190 160H192V159H190ZM16 161L17 160H15L14 162H13V164L14 163H16ZM55 161V160H54ZM68 161H70V165H66V163L68 162ZM102 161V160H101ZM107 161H108V159H107ZM133 161V160H132ZM194 161H197V159L196 160H194ZM2 162V161H1ZM18 162V161H17ZM28 162V163H29ZM51 162V161H50ZM126 162V161H125ZM157 162H159V161H157ZM161 162H162V165H163V162H164V160L163 161H160V164H161ZM200 162H201V160H200ZM12 163V162H11ZM10 163V164H11ZM21 163H23V164H25L26 163V160H25V163L24 162H22L21 161ZM21 163H20V166H21ZM88 163V162H87ZM105 163V162H104ZM103 163V164H104ZM182 164H183V162H181ZM180 162H179V164H181ZM5 164H7V163H3L2 165H5ZM13 164H11V167H12V165ZM17 165H18V163H16ZM15 164V165H16ZM92 165H90V167L91 166H93V162L91 163ZM126 164H128L127 162H126ZM159 163L157 164L158 166L160 165ZM172 164H174V163H171L170 165H172ZM188 163L186 162V165H187ZM195 164H197V163H195ZM1 165V164H0ZM1 165V166H2ZM14 165V166H15ZM27 165H29V164H27ZM26 165V166H27ZM35 165H36V163H35ZM107 165H108V163H107ZM178 165V164H177ZM95 166V165H94ZM157 166V167H158ZM179 166V165H178ZM18 167V166H17ZM29 166H27V168H28ZM35 167V166H34ZM105 167H106V164H105ZM108 167V166H107ZM172 167V166H171ZM200 167V166H199ZM2 168H4V167H2ZM2 168H1V171H2ZM37 168V167H36ZM35 168V169H36ZM38 168H39V166H38ZM94 168V167H93ZM179 168V167H178ZM15 169V168H14ZM182 168H181V166H180V170H181ZM18 170V169H17ZM20 170H22V167H20ZM19 170V171H20ZM40 170V169H39ZM91 170V169H90ZM127 170V169H126ZM125 170V171H126ZM192 170H194V169H192ZM197 170V169H196ZM6 171V170H5ZM13 171V170H12ZM41 171V170H40ZM195 171V170H194ZM203 171V170H202ZM231 171V170H230ZM15 172V170L13 171V173ZM18 172V171H17ZM29 172V171H28ZM27 172V173H28ZM165 172V171H164ZM197 171H195V173H196ZM6 173V172H5ZM91 173V174H90ZM124 173V172H123ZM182 173V172H181ZM183 173H184V171H183ZM2 174V173H1ZM4 174V173H3ZM18 174V173H17ZM164 174V173H163ZM162 174V175H163ZM7 175V174H6ZM25 175H27V174H25ZM124 175V174H123ZM4 176V175H3ZM15 176H17V175H15ZM29 178H30V174L28 173V175H27ZM135 176H136V174L135 173H133L132 175H131V178L128 180L129 182H130V184H132V185H134V181H136V179L137 178H135ZM161 176V175H160ZM5 177V176H4ZM7 177V176H6ZM27 177V178H28ZM32 177V176H31ZM41 177V176H40ZM124 177H126V176H124ZM166 177V176H165ZM24 178H25V176H24ZM167 178V177H166ZM0 179H2V178H0ZM4 179V178H3ZM33 179V178H32ZM121 181H123V177H121ZM162 179H164V178H162ZM169 180H170V178H168ZM187 178H185V180H186ZM195 179V178H194ZM197 179H198V177H197ZM24 180V179H23ZM41 180V179H40ZM48 180V179H47ZM56 180V181H57ZM199 180V179H198ZM5 181V180H4ZM25 181H27V180H25ZM32 181V180H31ZM34 181H35V179H34ZM39 181V179H37V182ZM43 181H46L45 179L43 180ZM49 181V180H48ZM69 181H71L72 182V186L71 187H69L68 186V182ZM127 181V182H128ZM188 180H186V182H187ZM221 181V180H220ZM219 181V182H220ZM226 181V180H225ZM232 181V180H231ZM166 182V181H165ZM183 182V180L182 179H179V181H177V179H175V180H173V181H169V182H167V183H169L170 185H171V187L173 186V185H175V186H177V185H180L179 183H182ZM233 182V181H232ZM42 183V182H41ZM196 183V182H195ZM236 183V182H235ZM234 183V184H235ZM32 184H33V181H32ZM39 184V183H38ZM48 184V183H47ZM51 184V183H50ZM124 184L126 185V183L124 182ZM158 184H159V182H158ZM164 184V183H163ZM190 184H192V183H190ZM190 184L188 185V186H190ZM226 184V183H225ZM9 185V183L7 184V183H5V185H3V189H7L8 190V186ZM13 185V184H12ZM12 185H10L11 187H12ZM37 185V184H36ZM44 185H45V183H44ZM43 185V186H44ZM51 185H53V184H51ZM122 185H123V183H121V187H122ZM181 187H182V185H180ZM194 186V185H193ZM219 186H221V183H220V185ZM222 186H223V184H222ZM45 187H46V185H45ZM57 187H61V186H57ZM161 188H163L162 186H160ZM191 187V186H190ZM71 188V190L70 191H72L71 192V198H72V201L71 202H65L62 198H63V195L64 196H67V192H70V191H68L69 189ZM123 188V187H122ZM160 188V189H161ZM176 188H178V187H176ZM0 189H2V187L0 188ZM2 189V190H3ZM5 189V190H6ZM86 189H88V191L86 192ZM118 189V188H117ZM127 189V188H126ZM125 189V190H126ZM133 189V188H132ZM164 189V188H163ZM180 189V188H179ZM179 189H177V191L179 192L180 190ZM182 189V188H181ZM208 193L207 194H209V196H212V195H214V193L216 192H218V190H217V188L216 187H213V185H211V186H208ZM213 189V190H212ZM4 190V191H5ZM39 190V189H38ZM3 191V192H4ZM17 191V190H16ZM160 191H162V189L161 190H159L158 191V193H159V196H161V195H167V196H163V198L162 197H160V199L158 198V204L159 205H161V204H163V202H165V200H167V207L169 206V207H171L172 208V210H170L169 208V211H168V213H169V216L166 214L165 216H167L168 217V219H166V220H174V219H176L177 217H178V214H183V213H185L186 212V210L184 209V206H183V204H184V201H185V197L184 196H182V197H184L183 199L184 200H182V199H180V201H178L177 200V198L174 196V197H171L170 199H168L169 197H170V195L168 194L169 192H167L166 191V189H165V191L167 192V193H165L164 194V191L162 192V193H160ZM169 191H170V189H169ZM17 192H19V191H17ZM123 192V191H122ZM125 192V191H124ZM173 192V191H172ZM172 192H170V193H172ZM176 192V191H175ZM152 193V192H151ZM14 194V193H13ZM124 194V193H123ZM173 194V193H172ZM16 195V194H15ZM68 195H70V193H68ZM127 195V194H126ZM133 195V194H132ZM156 196V194H150V196ZM168 195H169V197H168ZM174 195H175V193H174ZM177 195V194H176ZM6 196V195H5ZM39 196V198L37 199V197ZM8 197V196H7ZM141 197H144V195H142V196H140L139 195V200H136V201H140L142 198ZM164 197H166V199L164 198ZM11 198V197H10ZM10 198L8 199V200H10ZM14 198V197H13ZM53 198H58L57 199V201L55 202V208H54V205H53V203H54V199ZM125 198H126V196H125ZM128 198V197H127ZM150 198V197H149ZM155 198L156 197H154V200H155ZM181 198V197H180ZM132 199V198H131ZM208 199V197H200V202H204V201H206ZM99 200V201H100ZM143 200H144V198L141 200L142 201V203L141 202H138V203H141V205H143ZM154 200H152V201H154ZM229 200V199H228ZM12 201H13V199H12ZM16 201V200H15ZM151 201V198L149 199V201H148V203ZM151 201V202H152ZM230 201V200H229ZM2 202H4V201H0V203H2ZM24 202V201H23ZM130 202H131V200H130ZM180 202V203H179ZM10 203V202H9ZM8 203V204H9ZM39 203H42L41 201L39 202ZM137 203V204H138ZM147 203V202H146ZM156 203V200L154 201V203H153V205ZM165 203V204H166ZM224 203H225V201H224ZM94 204V203H93ZM132 204H133V202H132ZM11 205V204H10ZM128 205V204H127ZM139 205V204H138ZM132 206H134V204L132 205ZM152 206V205H151ZM166 206H163L164 208L166 207ZM226 205H222V202H221V204H220V206H219V208H224ZM6 207V206H5ZM129 207V209H130V206H128ZM156 205H155V209H156ZM7 208H9L8 206H7ZM33 208V207H32ZM94 208V207H93ZM132 208V211H133V207H131ZM148 208H150V207H148ZM163 208V209H164ZM48 209H47V211H48ZM146 209V208H145ZM153 209V208H152ZM36 210V209H35ZM39 210V209H38ZM12 211V210H11ZM40 211V210H39ZM100 211V210H99ZM135 211V210H134ZM133 211V212H134ZM150 211V213H152L151 212V210H149ZM165 211V210H164ZM162 212V214L160 215V216H162L163 215V217H164V214H165V212ZM30 211H27V213H29ZM37 212V211H36ZM44 212H46V211H44ZM160 212V211H159ZM11 213H13V212H11ZM95 213V212H94ZM96 213H97V211H96ZM95 213V214H96ZM136 213V212H135ZM149 213V212H148ZM164 213V214H163ZM3 214H5V213H3ZM15 214V213H14ZM17 214H19V212L17 213ZM32 214V213H31ZM46 214V213H45ZM45 214H43L44 216H45ZM144 214V213H143ZM141 216H143L142 214H140ZM224 215V214H223ZM226 215V214H225ZM223 216V218H225L226 216ZM7 216V215H6ZM5 216V217H6ZM20 216V215H19ZM103 216V215H102ZM147 216H149V215H147ZM8 217V216H7ZM16 217V216H15ZM25 217V216H24ZM126 217V216H125ZM145 217V219L147 218L146 216H143V218ZM228 217V216H227ZM13 218V217H12ZM129 218V217H128ZM141 218V217H140ZM15 219V218H14ZM19 220H20V218H18ZM44 219H45V217H44ZM132 219V218H131ZM134 219V218H133ZM144 219V220H145ZM156 219H158V218H156ZM222 220V217H220V218H218L217 217V213L216 212H213V213H206V212H201V214H191V215H189V217H188V223H186L187 224V227L185 228V224L184 225H182L183 226V228H184V230H185V232H186V236H187V238H188V240L189 241H191V247H192V249H194V250H196L197 251V249H198V251H202V249L204 250V248L205 247H207L206 248V250H205V252L206 251H208V248H209V245H207V242H208V240H209V242H210V240H214V241H217L218 240V228H219V224L216 222V220ZM9 220V219H8ZM122 220H123V218H122ZM135 220H136V218H135ZM139 220V219H138ZM141 220V219H140ZM160 220V219H159ZM177 220V219H176ZM36 221H38V224L39 225H41V224H43L44 223V220H43V217L41 216V214H38V217H37V219H36ZM46 221H48V220H46ZM95 221V222H94ZM129 221V222H130ZM148 221V219L146 220V222ZM161 222H162V220H160ZM159 221V222H160ZM222 221H224V220H222ZM16 222V221H15ZM25 222H26V220H25ZM92 222H94L93 224H92ZM167 222V221H166ZM172 222V221H171ZM175 222V221H174ZM1 224H2V222H0ZM8 223V222H7ZM126 224H127V222H125ZM144 223H145V221H144ZM170 223V222H169ZM9 224V223H8ZM16 224V223H15ZM124 224V223H123ZM164 224V223H163ZM172 224V223H171ZM3 225V224H2ZM21 225V224H20ZM25 225V224H24ZM24 225H23V227H24ZM38 225V226H39ZM44 225V224H43ZM132 225H134L133 223H132ZM149 225V224H148ZM155 225V224H154ZM167 225H169V224H167ZM16 226V225H15ZM27 226V225H26ZM171 225H169L167 228L169 229V227H170ZM0 227H1V225H0ZM23 227H22V229H23ZM37 225H35L33 228L35 229V230H37ZM135 228H136V226H134ZM151 227V226H150ZM153 227V226H152ZM2 229H5V228H3V227H1ZM0 228V229H1ZM31 228H32V226H31ZM92 228H91V232H92ZM128 228V229H129ZM131 228H132V226H131ZM130 228V229H131ZM135 228H134V230H135ZM147 228V227H146ZM166 228V229H167ZM171 228V227H170ZM149 229V228H148ZM198 229V230H197ZM220 229V228H219ZM6 230V229H5ZM39 230H41L40 228H39ZM43 230V232H45L44 231V229H42ZM201 230V231H200ZM203 230H204V234H201V232H203ZM25 231V230H24ZM31 231V233H33V231H32V229L30 230ZM30 231H28L29 233H30ZM146 231V230H145ZM144 231V232H145ZM172 230L170 229L168 232H169V234L171 233V235H169L171 238V240L172 239H176L174 236H173V234H172V232H171ZM196 231H198V233L196 232ZM220 231V230H219ZM27 232V233H28ZM35 232V234L37 235V233L39 232H36V231H34ZM43 232H41L40 231V234L41 233H43ZM135 232V233H134ZM151 232H152V230H151ZM174 233H176L175 231H173ZM25 233H26V231H25ZM26 233V234H27ZM68 233H69V235H68ZM71 233V234H70ZM143 233V232H142ZM178 233V232H177ZM197 233V234H196ZM34 234V235H35ZM39 233H38V235H40ZM45 234H46V232H45ZM93 234V235H94ZM138 234V233H137ZM159 234V233H158ZM161 234V233H160ZM168 234V233H167ZM179 234V233H178ZM178 234H177V236H178ZM14 235H16V232H15V234ZM14 235H13V237H14ZM140 236H141V234H139ZM33 236V235H32ZM145 236H147V234L146 233H144V235L142 236L143 238H145V241H147L146 240V237ZM153 236V235H152ZM159 236V235H158ZM163 235H161V237H162ZM52 237L53 238H55V240L56 241H53L52 240ZM94 237V236H93ZM128 237L129 238H133V240H134V242H133V244L132 245H129V243L127 242V239H128ZM153 237H157V236H153ZM160 237V236H159ZM29 238H30V236H29ZM34 238V237H33ZM46 238V237H45ZM149 238H151V237H148L147 236V239H149ZM152 240H153V238H151ZM151 239H149V240H151ZM154 239H156V238H154ZM234 238H232V240H233ZM2 240V239H1ZM37 240H39V239H37ZM42 240V239H41ZM148 240V241H149ZM157 240V239H156ZM169 240V239H168ZM6 242L5 240H2L1 242ZM36 240H34V242H35ZM53 241V242H52ZM96 241V242H97ZM164 241V240H163ZM173 241V240H172ZM8 242V245L10 244L9 242L10 241H7ZM12 242V241H11ZM33 242V241H32ZM31 242V243H32ZM39 242V241H38ZM94 242V241H93ZM99 242H97V244H99ZM161 242V241H160ZM43 243V242H42ZM95 243V242H94ZM185 243V242H184ZM187 243V242H186ZM190 243V242H189ZM213 243V242H212ZM14 244V243H13ZM13 244H11L12 246H13ZM34 244V243H33ZM36 244H38L39 245V243H35V246H36ZM48 244V243H47ZM105 244V245H106ZM146 245V244H145ZM152 245V244H151ZM183 245V244H182ZM190 245V244H189ZM197 247V249H195V246ZM214 244H212V246H213ZM12 246H10V248L12 247ZM40 246V245H39ZM100 246V245H99ZM188 246V245H187ZM194 246V247H193ZM30 247H32V249H34V247L32 246V245H30ZM36 247H38V246H36ZM41 247V246H40ZM66 247H68V249H69V247L71 248V253L67 256L66 255V253H65V251H64V249L66 248ZM185 247V246H184ZM190 247V248H191ZM211 247V246H210ZM220 247H221V245H220ZM96 248H98L97 246H96ZM219 248V247H218ZM217 248V249H218ZM46 249V248H45ZM49 249V248H48ZM78 249H79V251H78ZM210 249V248H209ZM211 249H212V247H211ZM98 250H101V249H99L98 248ZM35 251H36V248H35ZM68 251V250H67ZM232 251V250H231ZM100 252V253H99ZM98 253L99 254H101V251H99ZM102 252H103V250H102ZM105 253L107 252V251H104ZM108 252H109V250H108ZM147 252V253H146ZM113 253L115 254V255H113ZM149 253H150V255H149ZM186 253V252H185ZM196 253V252H195ZM230 253V252H229ZM155 254V255H154ZM190 254V253H189ZM189 254H188V256H189ZM202 254V253H201ZM109 255V254H108ZM197 253L194 255V256H192V257H190V259H189V261L191 262V264H198V262H197V259H198V257H199V254L197 255ZM81 256V255H80ZM79 256V257H80ZM82 256V257H83ZM115 256V257H116ZM242 256V255H241ZM24 257V256H23ZM91 257V256H90ZM97 257V256H96ZM105 257V256H104ZM109 256H107L106 258H108ZM116 257V259L119 261V259ZM157 257V259H158V261L157 262H155L154 260H155V258ZM34 258V259H33ZM36 258H38L37 256H36ZM75 258V257H74ZM76 258H77V256H76ZM95 258V257H94ZM93 258V259H94ZM187 258V257H186ZM200 258V257H199ZM215 258V257H214ZM234 258V256L232 257V259ZM86 259H88V257L86 258ZM154 259V260H153ZM156 259V260H157ZM201 259H203L202 257H201ZM231 259V260H232ZM106 260H108V259H105V262H104V264L106 263ZM212 261L214 260V259H211ZM217 260V259H216ZM94 261V260H93ZM100 263H101V261L100 260H98ZM109 261V260H108ZM143 261H146V262H143ZM234 261V260H233ZM112 262H113V259H112ZM155 262V263H154ZM187 262V261H186ZM223 262V261H222ZM91 263V262H90ZM98 263V262H97ZM108 263V262H107ZM106 263V264H107ZM125 263V262H124ZM219 263V262H218ZM224 263V262H223ZM77 264H79V263H77ZM92 264H94V263H92ZM103 264V263H102ZM113 264V263H112ZM115 264H120V262L118 263V262H116ZM183 264V263H182ZM205 264H207V262L205 263ZM210 264H212V263H210ZM215 264V263H214ZM225 264V263H224ZM234 264V263H233ZM238 264V263H237ZM240 264V263H239Z\"/></svg>",
    "mask_w": 264,
    "mask_h": 264
}]
</instances>
